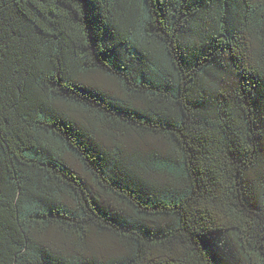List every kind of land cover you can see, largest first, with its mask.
Here are the masks:
<instances>
[{"label": "trees", "instance_id": "obj_1", "mask_svg": "<svg viewBox=\"0 0 264 264\" xmlns=\"http://www.w3.org/2000/svg\"><path fill=\"white\" fill-rule=\"evenodd\" d=\"M0 264H264V0H0Z\"/></svg>", "mask_w": 264, "mask_h": 264}]
</instances>
